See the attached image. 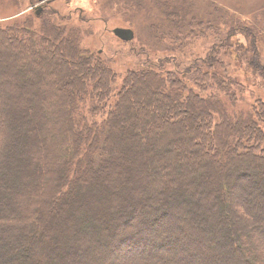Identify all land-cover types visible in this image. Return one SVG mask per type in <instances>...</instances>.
Returning a JSON list of instances; mask_svg holds the SVG:
<instances>
[{"label":"trees","instance_id":"16d2710c","mask_svg":"<svg viewBox=\"0 0 264 264\" xmlns=\"http://www.w3.org/2000/svg\"><path fill=\"white\" fill-rule=\"evenodd\" d=\"M208 2L205 56L119 85L76 29L0 27V264H264V97L242 107L237 73L264 79V28Z\"/></svg>","mask_w":264,"mask_h":264},{"label":"rangeland","instance_id":"374dc122","mask_svg":"<svg viewBox=\"0 0 264 264\" xmlns=\"http://www.w3.org/2000/svg\"><path fill=\"white\" fill-rule=\"evenodd\" d=\"M162 1L167 3L168 10L176 7V17L184 24L181 30L176 29L179 35L177 42L166 34L174 30L171 28L175 25L172 18L176 17L174 14L163 13V9L167 7L161 6ZM212 1L219 8L216 16L224 15L226 18L227 14L232 12L240 19L249 23L253 20V24L264 28V0ZM39 6H42V9L44 6V9L36 15L35 10ZM209 10L208 0H0V27L29 18L33 27H36L41 17H46L68 30L76 29L80 46L92 53H99L110 62L111 68L117 72L119 85L128 69L145 64L152 65L156 63L158 56L163 58L162 55L174 49L179 48V52L175 54L183 62L189 61L195 55L205 56L215 38L223 35L227 28L223 23L217 22L213 23L220 26L216 32L210 25L207 28L205 22L209 19ZM201 20L204 21L203 25L199 24ZM116 27L132 29V40H122L115 36L112 30ZM233 36V40H237L246 51L241 54V59L239 58L240 65L232 57L224 56V59L246 69L249 62L246 55L249 53V38H244L238 32ZM259 37H255V47L264 62V35ZM171 67H174L173 63ZM237 73L243 84L239 96V104L242 107H245L244 103L253 102L257 97H264V79L257 74L253 75L251 68L247 71L240 69ZM145 102L146 100L141 101L143 105ZM99 116L97 115V118ZM185 132L190 133V129L185 127Z\"/></svg>","mask_w":264,"mask_h":264},{"label":"water","instance_id":"95a60500","mask_svg":"<svg viewBox=\"0 0 264 264\" xmlns=\"http://www.w3.org/2000/svg\"><path fill=\"white\" fill-rule=\"evenodd\" d=\"M39 8H41L39 6ZM115 36L122 40H132L134 37V31L130 28H125V27H116L112 30Z\"/></svg>","mask_w":264,"mask_h":264},{"label":"flooded vegetation","instance_id":"af4514ba","mask_svg":"<svg viewBox=\"0 0 264 264\" xmlns=\"http://www.w3.org/2000/svg\"><path fill=\"white\" fill-rule=\"evenodd\" d=\"M46 1H48V0H46ZM41 11H42V7L41 8L37 7L35 10V14L38 15V13Z\"/></svg>","mask_w":264,"mask_h":264}]
</instances>
